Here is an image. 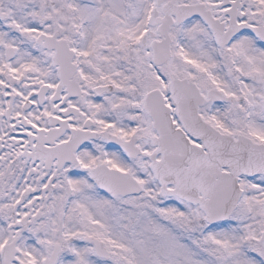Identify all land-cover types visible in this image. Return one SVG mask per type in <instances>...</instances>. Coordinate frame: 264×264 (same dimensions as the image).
<instances>
[{
  "label": "snow or ice",
  "instance_id": "snow-or-ice-1",
  "mask_svg": "<svg viewBox=\"0 0 264 264\" xmlns=\"http://www.w3.org/2000/svg\"><path fill=\"white\" fill-rule=\"evenodd\" d=\"M0 264H264V0H0Z\"/></svg>",
  "mask_w": 264,
  "mask_h": 264
}]
</instances>
